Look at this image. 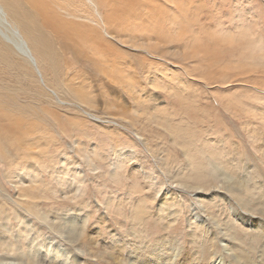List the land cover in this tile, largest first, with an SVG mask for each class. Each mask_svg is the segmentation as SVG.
Returning a JSON list of instances; mask_svg holds the SVG:
<instances>
[{
  "label": "rangeland",
  "instance_id": "374dc122",
  "mask_svg": "<svg viewBox=\"0 0 264 264\" xmlns=\"http://www.w3.org/2000/svg\"><path fill=\"white\" fill-rule=\"evenodd\" d=\"M109 1V18L107 3L53 1L101 41L87 27L55 73L40 68L44 83L0 62L29 133L18 152L0 150V255L9 239L45 262L62 247L64 264H116L105 253L126 260L165 240L205 264L259 259L264 0ZM72 220L82 236L71 242Z\"/></svg>",
  "mask_w": 264,
  "mask_h": 264
},
{
  "label": "bare ground",
  "instance_id": "6f19581e",
  "mask_svg": "<svg viewBox=\"0 0 264 264\" xmlns=\"http://www.w3.org/2000/svg\"><path fill=\"white\" fill-rule=\"evenodd\" d=\"M27 1L0 0V21L2 27L7 31V35H8V37H6L0 34V62L5 63L8 61H12L13 63L16 64L21 74H27L29 76H33V72L30 67L32 66L33 69L35 70L37 77H39L40 80L44 83L45 81L43 77L45 76L46 71L47 73L48 71L53 73L54 70L55 73V68L60 64L61 60L66 59L67 53L69 54V52H74L73 50H76L75 48L78 47L77 44L72 42V40L74 38H79L80 41L87 39L83 35L84 34L83 32L87 29V27H90L88 31L89 35H87L89 36V38L92 39V42L91 41L90 42L97 46L98 43L101 41L99 32L96 29L97 26L96 27L93 25L88 26L83 23L69 21L63 17H60L59 14L53 8L54 0H27ZM95 1L97 4L96 7L97 10L99 5L101 6V4L103 3L108 4V2H110L109 0H95ZM113 3L115 4L114 1ZM150 6L153 5H149V7ZM108 7L110 11L108 12V15H106V18L112 16L111 14H116V13L118 14L117 6L112 7L111 9V5L108 4ZM6 17L10 18L14 22L15 26L10 24ZM89 17H91L93 21L98 23L99 19L97 20V18H95L94 15L91 14ZM108 35L109 37L111 36V34ZM3 38L8 40L4 41ZM80 44L87 46L86 43H80ZM19 55L25 59L23 58H21L22 60L15 59L18 58L17 56ZM40 68L43 69L45 73H43V71ZM8 83L9 82H7L0 75V150L3 149L2 147L4 146L6 147L8 145L11 148L12 147L14 148L12 149V151L18 152V149L21 148L23 144L24 138L22 134L28 136L29 133L21 132L20 119L10 112V107L12 105L14 108V104L12 103L13 101L11 100V97L14 98V95L11 96V94H9ZM8 101H10V104H8ZM36 122H37L36 120L32 122L33 126L36 125ZM14 155L15 156L13 163H19L18 159H20L21 155L18 156L17 153H15ZM21 176L22 175H20L17 180H20L19 182L23 183L21 180L22 179ZM15 186L18 185H16L15 183ZM14 204L19 205L17 199L14 202ZM261 213L263 214L262 216H264V201L262 202ZM14 214H18L16 213V209H14ZM243 221L246 223L249 222L248 219H244ZM71 223L72 225L67 230L66 236L70 238L69 240L72 242L78 240V238L82 236V232L78 230V227L76 225H74L73 220L71 221ZM255 226H259L263 230V231H258V229L256 230L258 232L257 236H259L258 244L259 246H261L260 253L258 255L259 259L249 258L248 256H244V253L235 255V257L231 255L232 257H234V259L231 262L232 264H264V218H263V222L256 223ZM212 235L213 234L210 235V238L208 240H210L211 245L215 247L216 243ZM3 240H4L3 241L4 254L0 255V264H64V262L69 260L70 257V254H67V251H65L62 247L57 246L58 248L56 249V252L53 255L52 254L50 255L49 252V256H48L49 260L48 262H45L40 260L42 257L37 256L35 253L33 254L31 251L24 252L23 250L13 247L12 241L9 242V239H3ZM224 245L225 246L223 247L224 248L226 247V249L229 248L231 249L232 247L231 243L230 245H228V241L224 243ZM194 246L195 245H193L192 247ZM197 246L199 247V245ZM75 249L77 250L78 248ZM199 249H201V247ZM16 251L19 252L16 254ZM104 252L105 251H103V253ZM129 253L130 256L126 260H124L122 256H119L118 258L116 256L114 257L112 256V253L109 254V252L105 254L110 256L111 259H113V261L116 264H184V263L205 264L202 261V259L200 260L195 255L189 256L187 254L181 253V250H178L176 244L172 242H165V240L164 241L159 240L156 243L147 244L146 246L143 247L141 246V244L139 246L136 245V247L133 250H131ZM179 259H183L185 262ZM203 259L206 260L205 258ZM77 264H79V262ZM216 264H220V261H217Z\"/></svg>",
  "mask_w": 264,
  "mask_h": 264
}]
</instances>
